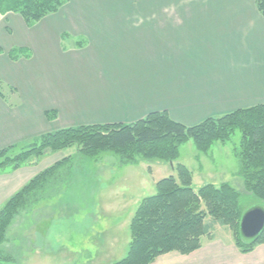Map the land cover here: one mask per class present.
<instances>
[{"label": "crops", "instance_id": "1", "mask_svg": "<svg viewBox=\"0 0 264 264\" xmlns=\"http://www.w3.org/2000/svg\"><path fill=\"white\" fill-rule=\"evenodd\" d=\"M12 48L30 57L12 62ZM0 80L15 90L0 98V151L60 129L131 124L156 112L192 127L264 104V19L256 0H67L31 28L17 15L0 19ZM45 158L0 173V207L58 161ZM0 250L9 255L5 244ZM152 264H264V244L242 254L230 232L210 235L195 252Z\"/></svg>", "mask_w": 264, "mask_h": 264}, {"label": "trees", "instance_id": "2", "mask_svg": "<svg viewBox=\"0 0 264 264\" xmlns=\"http://www.w3.org/2000/svg\"><path fill=\"white\" fill-rule=\"evenodd\" d=\"M67 0H0V19L8 14L19 16L27 28L56 14ZM256 8L264 19V0H256ZM12 62L28 59L30 52L12 48ZM15 90L0 80V98L7 99ZM47 120L55 112H46ZM238 130L241 135L238 176L244 190L264 204V104L210 117L201 123L185 127L173 122L165 112L148 114L131 124L78 126L60 129L34 138L27 150L9 155L14 148L0 151V173L9 169L34 165L38 159L75 147L78 156L93 160L103 153L119 158L122 166L139 161H161L171 165L175 176L155 183V193L142 199L129 223L130 241L123 258L111 264H152L162 255L172 252L189 255L201 247V240L210 237L204 221L207 217L228 229L234 246L242 254L264 244L263 232L245 240L239 232L242 212L239 194L227 183L218 187L204 185L192 189V175L181 165L174 164L179 147L192 141L197 151L206 153L219 142L225 144ZM72 156L46 168L14 193L0 207V245L6 241V231L13 219L42 199L49 186L70 168ZM264 209V206H260ZM12 257L0 250V264Z\"/></svg>", "mask_w": 264, "mask_h": 264}, {"label": "rangeland", "instance_id": "3", "mask_svg": "<svg viewBox=\"0 0 264 264\" xmlns=\"http://www.w3.org/2000/svg\"><path fill=\"white\" fill-rule=\"evenodd\" d=\"M61 40L80 38L63 35ZM33 140L18 145L9 155L27 150ZM240 142L238 130L225 144L216 142L206 153L197 151L188 141L179 147L174 164L189 170L194 191L204 185L229 184L239 194L243 214L264 204L244 190L238 176L236 154ZM68 156H72L70 168L62 171L61 178L45 190L43 199L28 212H21L9 225L3 244L13 258L10 264H110L120 260L127 252L128 226L139 202L155 193L157 181L175 176L171 165L165 162L139 161L122 166L111 153L90 160L78 156L75 147L48 154L42 163ZM103 199L109 204H102ZM123 202H127L126 209L118 211ZM101 208L114 211L104 214ZM204 225L214 238L228 235V229L210 217Z\"/></svg>", "mask_w": 264, "mask_h": 264}, {"label": "water", "instance_id": "4", "mask_svg": "<svg viewBox=\"0 0 264 264\" xmlns=\"http://www.w3.org/2000/svg\"><path fill=\"white\" fill-rule=\"evenodd\" d=\"M264 230V209L254 207L242 214L239 222V232L245 240H252Z\"/></svg>", "mask_w": 264, "mask_h": 264}]
</instances>
